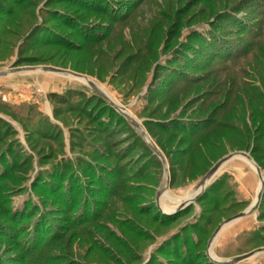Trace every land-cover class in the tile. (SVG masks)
Listing matches in <instances>:
<instances>
[{
	"label": "rangeland",
	"instance_id": "1",
	"mask_svg": "<svg viewBox=\"0 0 264 264\" xmlns=\"http://www.w3.org/2000/svg\"><path fill=\"white\" fill-rule=\"evenodd\" d=\"M74 1L0 0V70H70L114 103L65 74L0 77V264H264L256 168L237 155L196 187L240 151L264 180V0ZM79 22L97 40L75 39ZM63 36L81 46L53 42ZM215 39L248 47L250 58L256 46L257 64L208 63ZM50 93L69 100L56 104ZM241 97L249 105L240 114ZM199 100L232 104L201 135L174 130V115L209 114Z\"/></svg>",
	"mask_w": 264,
	"mask_h": 264
},
{
	"label": "trees",
	"instance_id": "2",
	"mask_svg": "<svg viewBox=\"0 0 264 264\" xmlns=\"http://www.w3.org/2000/svg\"><path fill=\"white\" fill-rule=\"evenodd\" d=\"M82 2H85V1H82ZM74 3H81V1L77 2L75 0ZM89 3L92 4L93 2L92 1H87L86 2V4H89ZM108 8H110L109 4L107 5V9ZM101 16H103V14H101ZM60 19H62V24H64V25H66L65 23H68V24L72 23L70 18H68V16H66V15H64ZM75 25H77V26H73V28H72L73 31H75V34H74L75 39H80L82 41L81 43L88 42L89 40H97L96 32L93 29H91L89 27H84L80 22L79 23H75ZM53 42H57L56 44L60 45V46L62 44L66 50H73L74 47H78V46L80 47L81 46V44H75V42H73V40H71L69 38H66L65 36L62 37V40H55ZM91 42H97V41H91ZM210 44H211V49L212 50L207 52V56H206L207 58H205L206 60L208 59V63L209 62L212 63V61H213V59L215 57H228V59L230 61L234 60V62H233L234 65L238 64L237 60L240 59V58L243 59V61H246L247 64H250L249 66H251V68H253V65L257 64V55H255V51H257L256 46H255V48L253 47L254 53H253V55L250 58V57H247V55H248V47L246 48V46L243 47L242 49L234 52L235 50L232 49V47H234V46L231 43L226 44L225 41H224V44H223V41L215 39L214 42H211ZM218 45H220L223 48V50H228L229 49L228 52H227L229 54L224 53L225 54L224 55L221 52H219V49H217ZM250 60H252V61L254 60L253 62L255 64L251 63L252 61H250ZM181 79H182V77H181ZM239 80H240V82L243 80V83L245 84V82H244L245 80L244 79L239 78ZM218 83H220V81ZM218 83H217V85H218ZM244 84H242V85H244ZM244 87H246V86H244ZM239 89H241V91L237 92V93L244 92V91H242V89H243L242 86H240ZM96 96H97L96 97L97 99L103 100L99 95L96 94ZM237 96H239V94L235 95V97H237ZM49 98L51 100H53V102H55L56 104H64V103L67 102V100H69L67 95H59V94H56V93H50L49 94ZM199 101H202V103H201L202 104L201 105L202 109H206V108L211 107V109L208 112L209 114L207 116H202V117L201 116L200 117L197 116V117H188V118H185L186 116H184V115H174L175 118H173V126H176L177 124L180 125V127H178V128H176V127L174 128L173 127L174 130L175 129L176 130L179 129V131H182L184 134L191 135V136L195 135V134L201 135V134L209 131V129L212 128L211 126L214 125L213 124V120L218 115V113H219V116H220L221 110L223 111L226 108V105L231 106V104H232V100H227V102H226V100H199ZM239 101H241L242 105H243L242 108L238 109V112L241 114L242 113L241 110L242 109L244 110L245 107L247 108V106L249 105V100H247V99L245 100L244 97H241V98H239ZM210 102H212V103H210ZM109 109H111V108L109 107ZM222 116H223V112H222L220 117H222ZM218 122H219L218 125L216 123L217 126H224L225 125V124H223V125L220 124L221 120H218ZM222 122H224V120H222ZM184 123H185V125H182ZM195 129H199V130L197 132H195ZM227 143L230 146L232 145V141L231 140L227 141ZM225 144H226V142H225ZM146 146L148 147L147 144H146ZM240 149H242V148L240 147ZM253 149L254 150L252 151V154H254V155H256L257 153L261 152V146L260 145L253 146ZM149 150H151V149L149 148ZM185 150L186 151L184 153H182L183 155L184 154H188V150L187 149H185ZM151 152L153 153L152 150H151ZM240 152H242V151H240ZM154 156L158 157L156 154ZM5 177H6V172H4V173L0 172V181H2ZM1 183L2 182H0V187H2ZM204 196H206V195H202L201 196L202 198L200 200L204 201V199H205ZM228 211H230V210H228Z\"/></svg>",
	"mask_w": 264,
	"mask_h": 264
},
{
	"label": "water",
	"instance_id": "3",
	"mask_svg": "<svg viewBox=\"0 0 264 264\" xmlns=\"http://www.w3.org/2000/svg\"><path fill=\"white\" fill-rule=\"evenodd\" d=\"M31 72L65 74V75H69V76H72V77L77 78V79L86 80L87 84L91 87V89L97 95H99L103 100L111 102L110 99L108 98V96L96 84H94L92 81L88 80L86 76H83L81 74L75 73V72L70 71V70L62 69V68L51 67V66L11 67V68H5V69L0 70V77H4V76H7V75H12V74H17V73H31ZM111 104L114 105L113 102H111ZM127 118L131 121L133 127L137 130V132L141 135V137L143 139H145V140H149L147 134L141 129V127L135 121H133L129 116H127ZM149 145L153 149L155 154L162 160L163 166L165 168V171H167V166H166L165 160L163 159V155L161 154V152L154 146V144H150L149 143ZM237 155H241V156L246 157L247 160L256 168L258 176L260 178V181H261L260 189H259V191L257 193L255 203H254V205L252 207V208L255 209L259 205V202H260V200L262 198V194L264 192V180H263V177H262V174H261L259 168L253 162V160L247 154H245L243 152L229 153V154L223 156L222 158H220L201 177V179L198 181L196 187L199 188V189L203 188L205 186V184H207V182L217 173V171L219 170V168L221 166H223L227 161H229L230 159H232L233 157H235ZM245 214H246V212L239 213L236 216L230 218L229 220H226L224 223H226L228 221H231V220H234V219H237V218H240V217H243ZM219 227L216 229L214 234L219 230ZM253 254H254V252L246 253L244 255H241V256L233 258L231 260V262L232 263L239 262V261L244 260V259H246L248 257H251Z\"/></svg>",
	"mask_w": 264,
	"mask_h": 264
},
{
	"label": "crops",
	"instance_id": "4",
	"mask_svg": "<svg viewBox=\"0 0 264 264\" xmlns=\"http://www.w3.org/2000/svg\"><path fill=\"white\" fill-rule=\"evenodd\" d=\"M222 167V166H221Z\"/></svg>",
	"mask_w": 264,
	"mask_h": 264
}]
</instances>
